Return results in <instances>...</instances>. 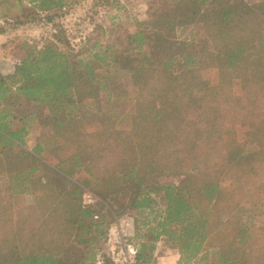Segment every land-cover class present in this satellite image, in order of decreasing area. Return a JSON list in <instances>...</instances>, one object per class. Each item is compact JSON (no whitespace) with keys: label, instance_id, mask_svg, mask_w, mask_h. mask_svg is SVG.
Returning a JSON list of instances; mask_svg holds the SVG:
<instances>
[{"label":"trees","instance_id":"obj_1","mask_svg":"<svg viewBox=\"0 0 264 264\" xmlns=\"http://www.w3.org/2000/svg\"><path fill=\"white\" fill-rule=\"evenodd\" d=\"M8 1L0 0V4ZM12 1H16L22 11L31 8L33 13L45 14L46 20L51 21L71 0ZM218 2H213L216 6L210 12L212 22L205 27L212 36L215 53L207 52L198 66L194 63L186 67L185 63L179 73L182 81L177 76H147L144 65H132L129 59L126 60L128 54L118 49L109 54L112 64L118 69H126L135 85L138 79L145 78L144 85H136V112L131 116L129 132L118 123L110 122L112 113L101 115L103 128L100 132L87 131L79 116L74 114L78 106L92 108L96 104L97 76H104L99 74L96 63L107 59L97 52L86 60L79 53L60 50L54 40L37 49L24 44L28 52L15 64L13 73L9 76L0 73L2 149L26 147L25 137L30 129L39 131L34 154L22 150V154L30 159V166L15 173L13 180L24 186L22 192L31 193L38 200L42 195L43 202L51 200L56 204L53 212L58 216L59 225L100 217L95 208L76 204L79 195L76 186L90 188L92 182L98 196L114 200L120 193L134 188L129 197L131 209H147L151 213L155 211L152 195H161L164 208L153 217L154 225L148 226L147 230L156 232L154 241L163 236L175 244L181 260H206L210 250L215 249L218 257L212 264H264L261 232H247L244 225H239L238 234L231 242L225 240L228 227L239 214V206L246 202L253 204L261 189L259 195L264 194V0L255 4L239 0L221 7H217ZM161 17L157 16L152 23L165 26L163 34L160 31L147 33V38L140 33L130 35L128 39L135 43L134 48L138 49L146 42L147 47H151L168 41V26L178 23L171 19L164 25ZM4 32L0 29V35ZM32 49L35 50L33 53ZM113 49L112 45L106 46L105 53ZM187 59L185 56V62ZM122 61L127 62L121 64ZM207 68L212 76H203ZM169 69L164 64L163 70L170 73ZM6 80L15 85L16 96L39 107L47 106L51 120L38 117V125L30 128L25 122L27 117L34 115L30 113L19 119L18 128H13L15 117L10 114V106L14 103L6 101L12 93ZM158 82L163 86L155 89ZM96 111L99 112V108ZM236 127H245L247 134L237 140L243 144L242 162L230 172L223 152L229 142L225 137L237 135ZM44 128L52 129L56 137L71 146L76 145L71 156L52 168L38 159L42 150L39 140L43 141L45 137ZM249 134L253 135L251 139ZM63 164L66 169L61 168ZM81 166L91 180L75 177ZM40 169L48 175L53 174L58 181L70 184V190H59V194H55L49 180L43 185L31 186L39 181L30 179L31 175ZM173 175L181 177L178 184L162 182ZM231 175L240 177L244 191L228 185ZM224 194H227L226 199L234 202L222 200ZM220 207L226 213L219 214ZM123 213L124 210L116 211L117 216ZM0 214V218L8 221L4 209L0 208ZM57 231L53 232L55 240L47 241L46 250L24 254L15 247H0V264H84L82 256L72 251L73 243L86 244L79 235L82 232ZM40 233L39 239L52 235L51 232ZM30 241L36 242V239L31 237ZM153 249L149 246L148 252L151 254ZM134 260V264H149L150 257L139 251Z\"/></svg>","mask_w":264,"mask_h":264},{"label":"rangeland","instance_id":"obj_2","mask_svg":"<svg viewBox=\"0 0 264 264\" xmlns=\"http://www.w3.org/2000/svg\"><path fill=\"white\" fill-rule=\"evenodd\" d=\"M202 1L195 0L193 3V0H71L62 13L53 17L51 21H47L45 14L33 13L31 8L22 11L16 1L9 0L0 4V29L5 30L4 34L0 35V73L4 76L13 73L15 64L28 52L25 49L26 46L42 48L46 42L52 40L56 41L60 50L79 53L86 60L91 59L90 55L97 52L102 58L105 56L107 59L96 63L99 74L104 75L97 76L96 104L91 106L92 108L78 106L74 114L79 116L87 131L100 132L103 128L101 115L112 113L109 115L110 122L114 125L118 123L123 130L129 132L131 116L136 112V85H144L145 78L138 79L135 85L126 69H118L112 64L109 54L118 49L123 54H128L126 60L129 59L132 65H144L147 76H177L179 81H182L183 77L179 76V73L186 66L185 63H187L186 67L194 63L198 66V62L203 61L207 52L215 53L213 41L210 39L212 36L207 33L208 30H205V27L212 22L210 12L212 7L216 6L213 2L219 1L217 7H221L234 4L239 0ZM243 1L255 4L263 0ZM9 3L13 5L10 6ZM3 14H7L5 18ZM159 15L162 16L164 25L169 24L171 19H175L178 23L175 26H168L169 32L166 34L168 41L152 44L151 47H147L146 42L144 46L134 48L135 43L128 39L130 35L140 33L142 37L147 38V33L151 35L153 32L160 31L163 34L166 27L152 23ZM54 30L57 32L55 33ZM66 41L67 44H65ZM110 45L114 47L113 51L108 50L105 53L106 46ZM203 49L204 52H202ZM31 51L33 53L35 50ZM185 56L189 58L186 62ZM126 62L122 61L121 64ZM164 64L169 66L170 73L163 70ZM207 70L208 68L204 69L203 76H212ZM6 84L12 83L6 80ZM162 86L158 82L155 89ZM14 87L15 85H10L12 93L8 94L7 100L5 99L9 104L14 103V106H10V114L15 117L13 128L20 125L19 119L30 113L34 115L25 119L30 128L38 125L36 119L38 117L44 121L50 119V110L47 106L39 107L35 103L24 100L20 95L16 96ZM0 105L2 106L1 103ZM97 108L99 112L96 111ZM8 118L12 123L11 117ZM50 120L48 121L51 122ZM37 132L39 131L30 129L25 137L26 147L3 150L0 146V208L4 209V213H8L9 216L8 221L0 218V247L3 249L15 247L19 253L24 254L32 250L36 252L46 250L47 241L55 240L53 232L61 229L60 232H70V234L82 232L79 235L86 240V244L73 243L72 251L76 252L77 256H82L84 264H134L139 251L150 257L149 264H157L158 260L165 257L169 259V264L173 258H176L175 264H212L218 257L216 250L213 249L214 251L210 250L206 260L185 262L180 259L178 247L165 237L161 236L154 241L153 234L156 232H148L147 229L148 226L154 225L153 217L164 208L160 199L161 195L155 193L152 195L155 211L151 213L147 209L143 211L131 209L129 197L134 188L125 194L120 193L114 200L108 196L105 198L98 196L94 192L95 187L92 182L89 185L90 188L76 186L77 190L79 189L76 204L81 207L95 208L96 214L100 217L95 216L92 220L83 218L82 222L72 220L65 226L62 223L59 225L58 216L53 212L56 204L51 200L43 202L42 195L38 200L31 193L22 192L24 186L13 180L15 173L30 166L31 161L22 154V150L31 155L34 154L32 152L39 137ZM42 132L45 137L43 141L39 140L42 150L38 159L48 167L52 168L76 150V145L71 146L61 140V137H56L52 129L44 128ZM235 132L237 135L225 137V140L229 142L226 143L223 152L226 162L230 165L226 164L230 167V172L232 167L242 162L243 144L237 140L247 134L245 127H236ZM66 134H68L67 131ZM248 137L251 139L253 135L249 134ZM61 168L66 169L64 164ZM78 174L75 177L79 176L80 180L83 178L91 180L83 172V166L79 167ZM53 176V174L48 175L43 169L36 170L30 179L39 181L31 186L43 185L45 180H49L54 186L55 194H59V190H70V184L58 181ZM180 179L178 175H173L162 182L176 185ZM227 182L235 190L244 191L238 175H231ZM260 191L263 190H259L257 196L261 194ZM226 195H223L222 200L226 199ZM257 196L253 204L246 202L239 206V214H236L237 218L228 227L229 233L225 236V240L229 243L238 234L239 225H244L247 232H261L264 236V194ZM226 200L234 202L230 199ZM220 208H218L219 214L226 213V210H222L224 208ZM117 210H124V213L117 216ZM76 214H78L77 211ZM148 222L151 224L147 225ZM96 224L98 226H95ZM40 232L45 234L51 232L52 235L39 239ZM31 237H34L36 242L30 241ZM149 246L154 247L151 254L148 252Z\"/></svg>","mask_w":264,"mask_h":264},{"label":"crops","instance_id":"obj_3","mask_svg":"<svg viewBox=\"0 0 264 264\" xmlns=\"http://www.w3.org/2000/svg\"><path fill=\"white\" fill-rule=\"evenodd\" d=\"M0 39H1V36H0ZM159 262V264H166V263H168L169 262V259L167 258V257H165V258H161L160 260H158ZM175 261H176V258H173V260H172V262H170L171 264L173 263V264H175ZM157 263V264H158ZM169 264V263H168Z\"/></svg>","mask_w":264,"mask_h":264}]
</instances>
